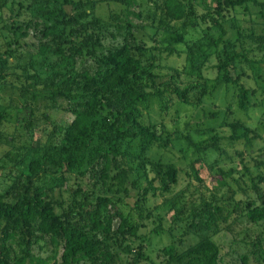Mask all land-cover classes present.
Instances as JSON below:
<instances>
[{
  "label": "rangeland",
  "instance_id": "374dc122",
  "mask_svg": "<svg viewBox=\"0 0 264 264\" xmlns=\"http://www.w3.org/2000/svg\"><path fill=\"white\" fill-rule=\"evenodd\" d=\"M2 1L0 74L6 79H11L14 72L22 74L21 67L30 61L37 66L42 57L36 56L39 44L51 48L60 44L66 57L73 53L75 47L71 43H66V39L77 43L86 37V49L92 52L90 55L84 48L81 49V54L75 57L74 78L68 81L63 75L67 68L66 64L57 67L55 64L58 60L55 56L51 54L43 56L46 63L55 67L40 72L39 76L43 81L51 78L56 93L66 92L62 95L51 98L44 94L31 99L29 93L28 97H21L17 88L4 89L0 92V110L5 109L12 115L13 123H10L6 130L12 131L14 136L11 143L0 142V165H4L0 167V200L13 202L15 194L20 192L15 191L16 184L19 185L25 179L27 162L33 152H40L42 147L56 143L57 138L52 131L71 119L69 113L64 110L76 102L67 96V91L70 96L78 93L75 86L76 82L81 84L78 74L82 70L92 73L98 58L108 47L120 45L123 37L127 35V30L125 27L119 28L114 25L115 18H121L125 8L119 1L109 4L100 0H71L69 3H64L63 0L0 2ZM177 1L179 0L175 2ZM190 1L192 0H182L184 3ZM148 2L135 0V3L127 7L131 13L137 11L141 13L140 19L129 14L128 19L133 25L131 32L135 35L136 42L141 40L147 52L155 58L154 71L159 76L156 79L157 87L164 88L159 82L174 83L181 89L189 87L186 95L190 103L194 104L193 107L186 104L175 105V94L166 93L162 102L155 97L137 106L136 111L142 123L163 125L165 132L169 134L164 145L158 147L153 143L145 150L144 170L140 168L143 162L139 158L138 141H128L129 138L118 142L116 147L124 156L109 153L107 160L94 156L92 150L96 145L106 148L102 136L99 137L102 133L98 127L92 135L93 141L88 151H76L77 159L82 161L80 166H74L71 171L57 172L53 167L47 168V164L39 172L40 183L44 184L58 213L65 212L63 215L67 218V205L73 207L69 214V219L73 223L81 222L82 218L86 217V210L92 208L95 195L107 194L112 201L119 196L118 202L106 208L107 213L114 215L115 211H119L131 215L137 226L136 234L143 238L142 242L136 240L132 244V250L135 251L139 243L143 256L137 257L133 251L122 257H112L109 264H184L181 256L186 249L203 238H209L219 245L220 264H241L242 256L246 257L244 264H264V218L252 223L243 213V202L251 201L255 197L253 183H257L261 190H264V182L256 180V176H264V163L256 165L254 162L259 160L258 156L264 150V91L258 88L251 78L241 76L238 83L245 86L248 92L244 111L237 105L238 86H230L227 89L226 86L217 85L218 87L213 88L219 75L213 66L218 64V60L208 51L201 54L196 49L199 46L200 50H205L206 43L204 34L196 27L189 28L184 36L193 54L183 51L182 44L174 45L179 51L178 55L167 53L164 50L167 44L161 41L168 35L156 31L149 25L138 32L136 26L147 22L144 20V14L148 10ZM257 9V6H250L246 13L239 12L237 23L247 29L252 26L258 28L261 19L255 14ZM49 11L55 12V15L46 20V13ZM76 16L84 18L82 17L79 22L67 21L68 18ZM93 17L100 19L101 29L89 25L94 21ZM84 22L89 24L83 27ZM47 24L52 28L46 37H42L41 32ZM16 26L22 29L15 36ZM86 32L89 34L86 35ZM62 40L65 41L62 43ZM127 41L132 40L128 38ZM91 44H96L97 47L91 49ZM244 48L247 49L249 58H260V54L255 53L257 50L255 43L245 44ZM190 57H194L193 64ZM247 66L244 61L237 59L235 67H229L228 74L232 78L240 72L248 74ZM261 66L260 77L264 79V63ZM173 72H176V75L170 79L169 74ZM204 83L206 91L201 93ZM119 98L115 91L105 95L101 102L102 110L98 122L103 117L113 121L110 113L118 109ZM28 108L32 111L30 116ZM42 113L45 118L42 117ZM22 118L23 120H20ZM232 123L242 124L252 131L247 134V141L243 137L229 139L231 127L228 125ZM214 137L213 142L211 138ZM21 146L28 148V154L21 166H14L13 161L10 162L4 153H9L13 160L15 151H20ZM159 159L173 163L177 167V185L165 195L166 203L161 197L153 202L147 198L148 200L140 202L143 205L133 207L134 193L147 185L142 176L146 173L147 178L151 177L150 167ZM262 159L264 160V154ZM190 166L196 170L198 179L193 176ZM205 204L209 207L218 206L219 213L209 229L196 231L189 226L197 222L192 210L203 209ZM117 222L118 218H115L114 224ZM15 234L12 240L6 242L12 248L10 252L12 257L24 250L21 239L17 233ZM169 244L174 245L171 260L162 252ZM30 248L31 252L39 257H50L54 254L57 261L61 257L62 247L51 244L48 237L38 238Z\"/></svg>",
  "mask_w": 264,
  "mask_h": 264
},
{
  "label": "trees",
  "instance_id": "16d2710c",
  "mask_svg": "<svg viewBox=\"0 0 264 264\" xmlns=\"http://www.w3.org/2000/svg\"><path fill=\"white\" fill-rule=\"evenodd\" d=\"M100 1L107 4L117 1L123 3L125 6L123 15L119 19L115 18L114 25L119 26V28L125 27L127 35L123 37L120 45L106 49L105 53L98 58L92 73L82 70L78 74L81 83L80 85L78 82L75 83L78 93L70 96L69 91H67V96L75 99L76 102L72 107L64 110L69 113L71 119L67 123L58 125L52 131L57 138L56 143L42 147L40 152H33L31 159L27 162L25 179L20 182V186L16 184L15 191L20 192L15 194L13 202L0 200V264H79L80 262L109 264L112 257H122L132 253L134 251L132 244L136 240L139 243L143 241L142 236L136 234L137 226L130 214L119 211H115L114 215L107 213L106 208L118 202L119 196H116V200L112 201L107 194L95 195L92 208L86 210V217L82 218L81 222L73 223L69 219L73 207L67 205V218L63 215L65 212L58 213L54 209L53 200L44 184L40 183L39 172L47 164V168L53 167L57 172L60 170L71 171L74 166H80L82 161L77 159L76 151H88L89 145L93 141L92 135L98 127L101 128L100 132L102 133L99 137L102 136L101 139L105 141L106 148L96 145L92 150L94 156L102 157L105 160L108 159L109 153L114 156H124L116 147L118 142L129 138L128 141H138L139 158L143 162H141L140 168L144 170L145 150L153 143H156L158 147L164 145L169 134L165 132L163 125L142 123L138 111H136L137 106L155 97L162 102L165 93L167 95L175 94V105L186 104L192 107L194 105L187 99L186 91L189 89L187 86L181 89L174 83L159 82L164 88L159 89L157 87L156 79L159 76L154 71L155 58L147 52L148 50L145 49L141 40L136 42L135 35L131 32L133 25L128 19L129 14L138 19L141 17L139 11L132 13L128 11L127 7L135 3V0ZM148 1V10L144 14V20L147 22L136 26L138 32L143 31L149 25L156 31L168 35L161 41L167 44L164 47L167 53L178 55L179 51L174 45L182 44L183 51L193 54L184 36L189 28L196 27L206 38L205 50H200L199 46L196 49L201 54L208 51L209 54L215 55L218 60V64L213 66L217 74L219 73L213 88L219 85L226 86L227 89L230 86H238L237 105L239 109L244 111L246 110L245 102L248 98V92L245 86L238 83L239 78L241 76L251 78L254 84L264 91V79L260 77L261 64L264 63V2L259 0H192L190 3H184L182 0L177 2H175L176 0ZM63 2L69 3L71 0H63ZM1 5H3V1L0 2ZM250 6L258 7L255 13L261 19L258 28L252 26L247 29L237 23L239 12L241 14L246 13ZM54 15L55 12L53 11L47 12L46 20L51 19ZM82 17L68 18L67 21L79 22ZM93 20L90 24L84 22L82 26L89 24L93 28L101 29L100 19L93 17ZM34 25L36 26L37 23ZM15 28L14 35L16 36L22 27L16 26ZM51 28L47 24L41 32L42 37H46ZM23 34L24 32L21 33V35ZM88 34L86 32V35ZM85 38L77 43L66 39V43L75 45L73 53L66 57L60 44L54 48L39 44L36 56L42 57L37 66L30 61L21 67L22 74L19 75L14 72L11 79H6L0 74V92L4 89L14 90L17 88L21 97L26 98L29 93L31 99H36L44 94L53 98L66 93H56L53 90L54 84L51 78L43 81L39 73L66 64L67 68H65L63 75L66 81L73 79L75 57L81 54V49L84 48L86 53L92 54L91 50L86 49L87 41ZM128 38H131L132 41L128 42ZM248 43H255L257 48L255 53L260 54L259 59L248 57L247 49L244 48L245 44ZM94 46L97 47L95 44L90 46L91 49H94ZM46 54H51L57 58L58 61L55 66L45 62L46 58L43 56ZM193 59L194 57H190L191 64L194 63ZM237 59H241L248 65L249 73L240 72L232 78L228 74L229 67H235ZM191 70L193 71L194 68ZM175 75L176 72H173L169 74V78L173 79ZM205 87L204 83L201 93L206 91ZM114 91L118 93L120 98L118 99V109L110 113L113 121L103 117L100 119L101 124H99L98 118L102 110L101 102L106 94ZM251 92L254 93V90ZM8 101L10 100L8 99ZM27 112L28 116L32 115L31 109L28 108ZM42 117L45 118L44 113H42ZM11 118L12 115L5 109L0 110V142L11 143L14 140L13 132L6 130V127L8 128V125L13 123ZM228 126L231 127L229 139L232 140L243 137L247 141V134L252 133L249 128H245L239 123H232ZM184 138L186 137L184 136ZM211 140L214 142L215 137ZM212 147L215 148L213 145ZM20 148V151H15L13 160L9 153H4L10 162L13 161L14 166H21L28 154V148L24 146ZM263 154L264 150L258 156L259 160L254 161L256 165L264 163ZM3 166L0 165V167ZM190 168L193 176L198 179L196 170L192 166ZM150 173L151 177L149 178H147L146 173L142 176L147 182L146 187L138 190L132 197V206L135 208L143 205L140 202L148 200L147 198L153 202L156 198L161 197L163 198L162 201L166 203L165 195L170 193L178 183V169L173 163L163 162L159 159L151 165ZM256 178L258 182H264V176L258 175ZM125 180L126 175L123 176V181ZM253 187L255 197L251 201L243 202V213L248 221L256 223L264 218V190H261L257 183H253ZM192 213L197 222L191 223L189 226L196 231H203L215 223L219 207H209L208 204H205L203 209L192 210ZM115 218H118L116 225L114 224ZM15 233L21 239L20 242L24 245V250L21 254L12 257L10 256L12 248L6 242L12 240L16 235ZM43 237H48L51 244L62 247L61 257L58 261L54 258V254L50 257H39L31 252V244ZM138 244L134 253L137 257H141L143 256L140 251L141 245ZM220 251L219 245L213 243L209 238H203L186 249L181 257L184 259V264H220ZM162 252L168 255L169 260L173 259L174 245L169 244L162 249ZM245 260L246 257L242 256L241 264H244Z\"/></svg>",
  "mask_w": 264,
  "mask_h": 264
}]
</instances>
